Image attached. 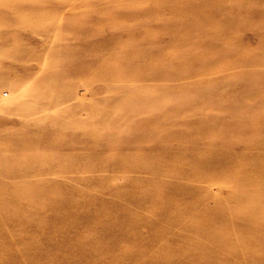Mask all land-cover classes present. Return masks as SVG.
<instances>
[{"label":"rangeland","instance_id":"obj_1","mask_svg":"<svg viewBox=\"0 0 264 264\" xmlns=\"http://www.w3.org/2000/svg\"><path fill=\"white\" fill-rule=\"evenodd\" d=\"M0 264H264V0H0Z\"/></svg>","mask_w":264,"mask_h":264}]
</instances>
